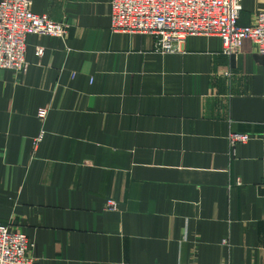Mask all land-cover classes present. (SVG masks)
I'll list each match as a JSON object with an SVG mask.
<instances>
[{
	"label": "crops",
	"instance_id": "obj_1",
	"mask_svg": "<svg viewBox=\"0 0 264 264\" xmlns=\"http://www.w3.org/2000/svg\"><path fill=\"white\" fill-rule=\"evenodd\" d=\"M242 5L249 25L264 0ZM33 11L68 24L27 37L26 72L0 69V222L35 244L33 264H264L257 45L231 57L197 35L160 52L111 30L110 0ZM231 132L254 138L231 148Z\"/></svg>",
	"mask_w": 264,
	"mask_h": 264
},
{
	"label": "built area",
	"instance_id": "obj_2",
	"mask_svg": "<svg viewBox=\"0 0 264 264\" xmlns=\"http://www.w3.org/2000/svg\"><path fill=\"white\" fill-rule=\"evenodd\" d=\"M34 2L0 0V69L26 72L29 35L64 37L68 33L66 22L34 12ZM242 10V0H110V28L114 32L151 35L160 52L182 50L190 36H218L222 52L233 57L246 40H251L264 59V8L249 25L240 23ZM37 54L41 56L43 48ZM47 114V108L38 111L42 121ZM260 136L264 140V128ZM253 138L249 133L231 132L228 141L235 148ZM108 207L115 208V202L109 200ZM34 248L25 232L0 222V264H33L30 252Z\"/></svg>",
	"mask_w": 264,
	"mask_h": 264
}]
</instances>
